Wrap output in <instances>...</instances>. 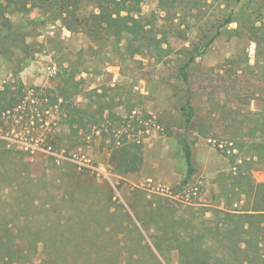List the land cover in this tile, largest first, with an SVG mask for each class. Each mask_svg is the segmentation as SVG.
<instances>
[{"label":"rangeland","instance_id":"374dc122","mask_svg":"<svg viewBox=\"0 0 264 264\" xmlns=\"http://www.w3.org/2000/svg\"><path fill=\"white\" fill-rule=\"evenodd\" d=\"M219 1L183 0L177 10V19L181 29H191V40L196 39L198 29L217 14ZM231 6L233 0L226 3L228 10ZM261 8L264 15V4ZM83 9L86 15L92 12L89 6ZM140 9L141 14L152 23L150 25H155L157 32L165 30L166 17L159 11L158 0H141ZM35 17H39V14L34 11L29 16L10 18L16 23ZM69 27L49 19L39 29L37 37L28 39L35 57L18 76L20 87L54 88L58 83V65L65 66V61L77 65L81 70L78 79H82L83 88L77 101L89 103L86 93L92 90H97V94L103 95L106 100L112 98L116 103L113 111L128 120L119 133H126L128 140L142 144L143 164L135 174L119 176L112 173L108 164L107 142L98 133L87 138L85 146L72 150L67 157L62 155L64 151L58 153L56 147L49 148L50 141L56 144V133L59 131L56 112L41 111L44 106L39 101H31L30 108L14 118L10 131L0 128V139L15 150L26 152L24 161L31 175L40 178L33 185L36 192L32 191L31 195L39 204L38 228L45 233L40 236L34 264H40L44 259L54 261L58 258L56 212L59 209L62 213L68 212L60 218L61 224L69 221L75 210L80 208L89 210V215L99 214L102 218L100 225L94 227L90 223L88 227L98 234L101 228H105L104 232L112 231L107 240H119V247L124 248L120 255L126 259V263L131 255L145 256L140 249L133 251V247L136 248L139 243L150 246L153 243L168 244V240L163 238V232L168 231L164 229V223L170 222L175 231L189 233L205 225L219 223L214 209L221 210L225 206L231 214H241L233 210H242L244 200L233 199L227 206L220 194V184L227 181L232 171L228 162L232 132L234 134V129L241 124L242 134L246 137L245 123L256 114L264 117V55L256 65L254 44L239 31L236 32L237 25L231 24L221 30L219 37L197 61L199 72L191 76L192 105L205 120L203 128L195 133L205 136L197 137L193 147L197 174L187 187L182 188L178 184L184 172L183 160L169 136L181 124L178 114L170 105L172 89L181 87L174 79L175 56H163L161 63L154 62L148 56L130 59L122 54L121 44L117 45L113 39L94 38L74 23ZM168 36V42L176 51L181 42L172 38L169 32ZM163 49H166V44ZM12 81L9 66L0 59V88ZM110 88L113 91L106 90ZM129 110L132 111L128 115ZM41 139L48 140L42 142ZM11 161L17 163L12 159L8 163ZM66 164L85 172L96 182L90 184L94 195H84L78 191H70L68 197L64 195L63 189L58 186L60 179L65 181L61 170ZM251 176L254 183L264 184V167L253 169ZM67 199L71 202H67ZM107 209L113 214L112 218L106 215ZM158 212L160 218L157 217ZM253 222L256 223L257 219H253ZM48 224L52 228L48 229ZM57 232L59 234L60 230ZM67 236L70 242L79 246L104 239L90 238L85 243L80 238ZM247 241V245L244 243L242 247H249L250 253H241L237 257L253 264H263L264 247L257 251L261 259L254 255L256 244L261 246L260 240L253 237ZM58 256L66 257L64 254ZM71 259L77 260L79 257L72 255L69 257ZM168 260L160 261L162 264H177L175 252ZM147 264L154 263L150 261Z\"/></svg>","mask_w":264,"mask_h":264},{"label":"trees","instance_id":"16d2710c","mask_svg":"<svg viewBox=\"0 0 264 264\" xmlns=\"http://www.w3.org/2000/svg\"><path fill=\"white\" fill-rule=\"evenodd\" d=\"M140 1L0 0V59L9 66L13 78L12 82L4 83L0 88V128L10 131L14 118L27 111L31 101H39L44 106L41 111L56 112L59 131L56 133V144L50 141L49 148L56 147V152L64 151L62 155L67 157L72 150L85 146L87 138L98 133L107 142L108 164L112 173L121 176L140 171L143 164L142 144L136 140H128L126 133H119L121 127H126L128 120L113 111V106L116 105L114 100H106L103 95L97 94V90H92L86 93L89 103L77 101L83 93L82 79H78L81 70L77 65L70 61H65V66L59 64L58 83L54 88L24 89L19 85L18 76L35 57V51L28 39L37 37L39 29L49 19L62 22L66 28H70L74 23L94 38L113 39L117 45L121 44L122 54L130 59L148 56L153 58L154 62L161 63L163 56H175L174 79L181 87L172 89L170 105L178 114L181 124L180 128L169 136L173 139L184 165L178 187H187L197 174L193 147L197 137L205 136L203 133H195L203 128L205 120L198 115L191 101L190 80L193 74L199 72L197 61L219 37L223 28L236 24V32L239 31L240 35L247 37L254 44L258 65L259 58L264 55V15L261 13L264 1L233 0V6L228 10L226 3L229 0H220L217 4V14L198 29L197 38L192 40L189 38L193 34L191 29H181L177 19V10L183 0H158L159 11L166 17V28L160 32H157L155 25H150L152 23L141 14ZM82 5L91 7V14H84ZM34 11L39 17L16 23L10 18L29 16ZM168 32L172 38L181 42L176 51H173L168 42ZM186 43L188 45H185ZM164 44L166 49H163ZM78 55L80 56L81 52ZM106 90L113 91L112 88ZM131 111L129 110L128 115ZM244 126L246 137L240 127L234 129V134H231L232 145L228 162L232 171L228 174L227 181L220 184V194L227 206L233 199L244 200L242 210H233L234 213L241 214H231L225 206L221 210L214 209L219 223L205 225L189 233L175 231L170 222L164 223V229L170 231L163 232V238L168 240V244L164 246L153 243L150 246L147 243H139L136 248L133 247V251L140 249L145 256L131 255V259L126 263V259L120 255L124 248L119 247V240H107L112 234L111 230V233L104 232L105 228H101L98 234L92 227H88L90 223L94 227L100 225L102 218L99 214L89 215V210L80 208L75 210L76 213L69 221L61 224L60 218L65 217L68 212L62 213L59 209L56 212L58 258L54 261L44 259L40 264H147L150 261L162 264L160 260L169 262L168 258L172 252H175L177 264H253L250 261H242L237 256L250 253L249 247L242 245H247V240L253 237L259 239L261 244H256L254 255H258L257 251L264 247V184L254 183L251 176L253 169L264 167V117L256 114ZM34 138L40 139L38 136ZM238 139L239 141H236ZM234 150L236 153H233ZM25 155L26 152L15 150L0 139V264H34L40 236L45 233L38 228L39 204L31 195L32 191L36 192L33 185L37 184L40 178L31 175L24 161ZM10 159L16 160L17 163H8ZM63 167L61 172L63 171L62 179L65 178V181L60 179L58 187L63 189L65 196L68 197L70 191H78L84 195L94 193L90 184L96 182L85 172L70 164ZM56 168L58 169V166ZM2 185L4 187L1 188ZM64 198L63 196L62 199ZM67 202L70 203L71 200L67 199ZM32 210L34 212H31ZM106 215L111 218L113 216L108 209ZM157 217L160 218L159 212ZM253 219H257V222L254 223ZM128 220L130 221V218ZM47 227L52 228L50 224ZM67 235L72 239L80 238L85 243L90 238L104 239L79 246L77 242L76 245L75 242H70L69 238H66ZM61 247L63 248L60 249ZM62 254L66 257L58 256ZM72 255L78 256L79 259L69 260ZM258 257L261 259V255ZM261 261L264 264V260Z\"/></svg>","mask_w":264,"mask_h":264}]
</instances>
